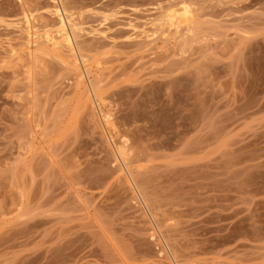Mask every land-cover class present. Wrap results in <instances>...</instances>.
<instances>
[{"label": "rangeland", "instance_id": "rangeland-1", "mask_svg": "<svg viewBox=\"0 0 264 264\" xmlns=\"http://www.w3.org/2000/svg\"><path fill=\"white\" fill-rule=\"evenodd\" d=\"M0 264H264V0H0Z\"/></svg>", "mask_w": 264, "mask_h": 264}, {"label": "bare ground", "instance_id": "bare-ground-1", "mask_svg": "<svg viewBox=\"0 0 264 264\" xmlns=\"http://www.w3.org/2000/svg\"><path fill=\"white\" fill-rule=\"evenodd\" d=\"M64 8V7H63ZM66 9V8H65ZM61 8L59 9L58 7H52V10H49V12L53 15H55L58 20H57V25H58V28L57 31H58V35L56 37H50L51 39H54L56 40V44H60L61 42H67L69 45H70V36H69V33L66 31L67 29L65 28V23H64V20L61 16V13H63V11ZM62 10V11H61ZM66 12V11H65ZM64 12V13H65ZM66 16H68V13L66 14ZM65 17V16H64ZM70 22V21H69ZM73 25V23H72ZM72 31H75V30H72ZM72 34V33H71ZM76 36V35H75ZM73 35V37H75ZM58 40V41H57ZM82 54V53H81ZM84 56V55H83ZM83 58V57H82Z\"/></svg>", "mask_w": 264, "mask_h": 264}]
</instances>
